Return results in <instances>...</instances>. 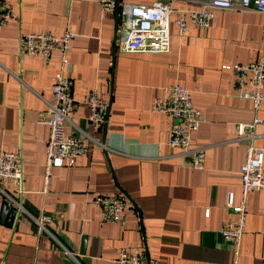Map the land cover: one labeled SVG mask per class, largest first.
<instances>
[{"label": "crops", "instance_id": "1", "mask_svg": "<svg viewBox=\"0 0 264 264\" xmlns=\"http://www.w3.org/2000/svg\"><path fill=\"white\" fill-rule=\"evenodd\" d=\"M6 1L12 16L0 26V150L22 158L20 198L26 212L43 213L50 221L47 233L38 234L26 215L15 214L9 225L0 219V264H114L121 248L159 264H229L230 245L219 228L232 217L225 207L228 195L232 204L240 197L244 150L233 140L235 124L250 122L254 112L237 96L233 74L221 65L254 58L261 15L217 10L208 27L179 36L172 13L167 53H125L117 48L119 16L101 12L95 0ZM118 1L148 5L155 0ZM170 5L190 7L185 0H170ZM66 22L73 32L71 121L95 142L73 165H53L41 192L48 127L36 120L51 99L57 62L54 53L50 58L19 53L17 38L39 30L59 35ZM172 83L188 90L201 113L191 137L193 146L204 148L199 170L166 144L176 121L150 110ZM92 88L109 102L106 123L97 131L87 122L85 98ZM255 115L264 116V100ZM62 130L70 133L71 125L63 124ZM262 170L264 176V156ZM0 186L11 194L9 184ZM118 192L127 201L122 222L101 220L92 195ZM2 201L0 195V206ZM263 258L264 188L248 195L238 262L260 264Z\"/></svg>", "mask_w": 264, "mask_h": 264}, {"label": "built area", "instance_id": "2", "mask_svg": "<svg viewBox=\"0 0 264 264\" xmlns=\"http://www.w3.org/2000/svg\"><path fill=\"white\" fill-rule=\"evenodd\" d=\"M188 8L173 9L170 0H155L151 4L119 2L118 0H95L101 12L116 13L120 18L121 35L117 48L125 53L165 54L169 51V18L174 13L173 23L179 36L192 28L208 27L217 10L235 12H256L262 17L258 47L252 60L245 63L222 64L221 68L233 74L237 96L250 102L254 116L250 122L235 124L234 141L240 143L244 158L238 168L240 197L237 203H231L227 197L225 207L232 217L224 220L219 228L222 240L230 245L229 264H239L240 242L245 232V213L250 192L264 188L262 161L264 156V116L255 115L264 100V0H185ZM12 16L11 5L0 0V26ZM73 38L70 23L66 22L59 35L46 30L18 34V51L26 56L50 58L55 54L57 62L51 84V99L46 102V109L37 114V122L48 127L45 141V161L42 173L41 192H46L51 167L57 163L71 166L76 159L87 153L93 142L92 136L72 123L75 112V99L72 96L73 78L68 53ZM85 104L88 109L87 122L93 131L102 128L107 120L109 102L100 97L96 88L88 91ZM150 110L162 113L176 122L168 130L166 144L176 149L180 156L188 157L191 167L202 169L203 147L193 146L191 137L202 121L200 111L192 104L189 92L178 83L168 84L162 96L150 105ZM71 125V132L63 133V124ZM256 125L263 127V132L255 133ZM259 139V145L255 140ZM97 143V142H96ZM104 147L103 144H101ZM10 185L11 194L0 186V195L15 209V214L30 217L38 234L47 233L45 225L50 221L45 214L31 216L21 204L23 193L22 158L20 154L0 150V184ZM90 203L98 208L100 219L121 223L127 201L123 193L92 195ZM208 210L205 211V215ZM64 255L74 259L73 255L60 245ZM114 264H159L155 259L147 258L141 252L121 248L117 251ZM260 264H264V258Z\"/></svg>", "mask_w": 264, "mask_h": 264}, {"label": "water", "instance_id": "3", "mask_svg": "<svg viewBox=\"0 0 264 264\" xmlns=\"http://www.w3.org/2000/svg\"><path fill=\"white\" fill-rule=\"evenodd\" d=\"M14 216H15V209L11 206H8L5 201H2L0 206V219H6V223L9 225L12 223Z\"/></svg>", "mask_w": 264, "mask_h": 264}]
</instances>
